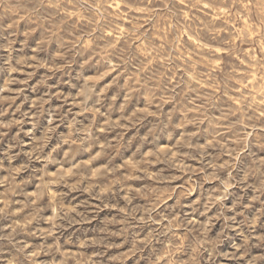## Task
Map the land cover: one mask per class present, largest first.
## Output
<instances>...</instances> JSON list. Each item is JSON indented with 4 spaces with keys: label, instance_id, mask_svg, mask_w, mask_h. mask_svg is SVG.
<instances>
[{
    "label": "rangeland",
    "instance_id": "obj_1",
    "mask_svg": "<svg viewBox=\"0 0 264 264\" xmlns=\"http://www.w3.org/2000/svg\"><path fill=\"white\" fill-rule=\"evenodd\" d=\"M89 2L96 5L94 21L85 15L88 10L83 0H60L59 11L64 17L61 23L81 34L91 31L110 41L109 50L118 48L127 56L126 71L117 69L103 75L105 68L99 63L85 65L82 61L64 66L58 43L46 44L43 52L35 53L43 39L36 35L29 37L28 46L21 43L23 35L17 37L11 57L12 66L19 70L12 71L6 63L8 50L0 48V158L8 153L5 167L10 165L11 175L15 177L14 182L7 183L9 172L0 171V230H3L0 235L12 237L11 243L0 241V247L4 248L0 264H14L18 250L20 255L27 253L26 264L33 261L46 264L52 259L51 249L57 240L62 245L61 251L55 253L57 264H92L98 252L102 253L99 259L103 264H137L139 257L147 255V249L133 254V239L121 237L122 225L112 223L113 219L126 215L123 204L129 193L136 196L129 204L133 212L145 205L150 207L140 189L154 185L153 175L163 170L165 176L171 177L164 184L173 188L174 195L157 212L163 215L162 209L179 199L185 204L181 214L195 220L189 204H195L201 192L206 197L203 204H207L208 194L214 193L218 186L211 178L215 165L209 161L214 156L223 152L219 162H227L230 146H235L237 139L248 132L252 133L248 137L251 152L264 157V151L255 146L256 139L264 136V132L259 128L254 131L250 124L245 127L242 111H237L247 106V115L251 116L252 109L264 107V35L233 17L229 11L230 0H172L163 11L159 0L155 3L145 0L149 3L147 8L141 0ZM105 9L111 14L108 19L115 22L116 31L97 33V28L105 22L101 19ZM130 17L135 18V23L130 22ZM12 22L9 16L5 17V26ZM18 29L21 33L26 30L24 21L18 22ZM10 31L6 28L0 36V45L8 43ZM68 35L70 39L65 43L75 40L79 46L81 35L71 31ZM82 43L89 46L91 40L83 39ZM89 81H95L96 91L103 94V107L95 93L87 92L85 85ZM89 95L86 103H81ZM155 109H159L161 116L154 115ZM255 114L260 115L259 111ZM163 117H169L174 123L173 135L159 130L150 132L157 119ZM185 132L194 133L192 143L207 153L204 163L209 164V178L201 191L181 196L179 186L189 175L194 178L203 175L198 172L197 161L187 160L176 152ZM50 153L55 162L46 164L41 157ZM140 158L145 161L143 167L147 173L141 171L138 175L146 174L144 180L133 175ZM252 159L245 153L237 171L241 164L247 168ZM73 171L86 173L87 179L84 175L74 176ZM121 175L127 185L120 188L116 198L119 210L115 206H102L101 199L96 197H106L109 185L115 189L114 180ZM57 192L69 193L60 205L66 214L86 215L85 223L66 226L61 229L63 234L54 228ZM254 194L252 188H231L223 203L232 208L243 195V202L252 204L245 210L246 214L251 213L250 218L254 219L261 207L252 201ZM28 199L33 209L44 206L41 213L44 219L28 222L30 210L24 207ZM260 199L264 200V196ZM216 200L219 201V195ZM111 202L115 204V200ZM217 209L218 204L208 215H214ZM143 216V211L138 213L137 224L143 223ZM200 219L203 221L204 217ZM261 220L264 221V216ZM223 223L217 221L210 235L218 234ZM49 228H53L51 233L47 232ZM104 229L108 230L107 239L103 243L95 242L104 236ZM37 231L40 235H36ZM131 231L135 234L139 229ZM261 231L264 229L258 227L256 234ZM228 234L240 242L235 231L230 230ZM140 235L147 233L140 232ZM69 236L73 243L69 242ZM45 245L47 250H42ZM220 247L223 255L218 259L235 264L227 259L235 250L232 241ZM261 252L264 248L251 249L252 256ZM77 256L79 259H74Z\"/></svg>",
    "mask_w": 264,
    "mask_h": 264
},
{
    "label": "clouds",
    "instance_id": "obj_2",
    "mask_svg": "<svg viewBox=\"0 0 264 264\" xmlns=\"http://www.w3.org/2000/svg\"><path fill=\"white\" fill-rule=\"evenodd\" d=\"M141 2L145 8L149 7V3L145 2V0H141ZM150 2L155 3L156 0H150ZM159 2L162 5L163 11L168 9V5L172 3V0H159ZM83 6L88 10L85 15L94 21L93 9L96 8V5L90 3L89 0H83ZM101 6L103 7V5ZM125 6L127 7V5ZM60 7V0H0V36L3 35L6 28L12 29L8 34V43L6 45H0V48L8 50L9 57L6 63L8 67L12 68V71L19 70L12 66L11 52L13 45L17 42V37L21 35L24 37V40L21 42L24 46H28V39L33 35L43 37L40 44L36 46V54L43 52L46 44L58 43L61 46L59 51L64 66H70L82 61L85 65L99 63L105 68L103 75H107L108 72L117 69L126 71L125 66L129 64L126 55L121 54L118 48L109 50L111 42L105 40L100 35H96L91 31L83 32V30H81L83 32L81 34L66 24L61 23L64 21V17L60 15ZM229 11L237 21L243 20L246 27H250L253 31L259 29L260 34L264 35V0H230ZM109 15L111 14L105 9V12L101 15V19L105 22L97 28V33L102 30L116 31L115 22L108 19ZM6 16H9V19L13 21L7 26L4 24ZM21 20L26 25V30L22 33L18 29V22ZM130 22L135 23V18L130 17ZM70 31L81 35L79 46H76L77 42L75 40L71 44L65 43L66 40L70 39L68 35ZM129 31H132V29H129ZM83 39L91 40V45L84 46L82 43ZM121 47H124V45L122 44ZM101 48L104 51H101ZM90 57L91 59H89ZM99 78H102V76ZM41 83L43 84L44 81H41ZM85 88L89 94L95 93L97 95V102L103 107L104 96L102 93L96 91L95 81H89L85 85ZM84 95V91H81V96ZM88 98H90V95L81 101V103H86ZM84 111H88V109L85 108ZM95 111L101 114L99 113V109ZM237 111H242L245 127H248L250 124L254 131L259 128L261 132H264V107L252 109L253 115L251 116L247 115V106L243 110L238 109ZM257 111H259L260 115L255 114ZM154 115L161 116L159 109L154 110ZM184 115L187 119V112ZM237 122L240 121L238 120ZM128 127H132V124H129ZM73 128L75 130V120H73ZM174 129L175 125L171 119L169 117H163L157 119L150 129V132L154 133L159 130L165 132L167 135H173ZM76 131H74V134H76ZM191 135H194V133L189 134L185 132L182 143L176 147V152L178 156L182 155L187 160L197 161L198 172H202L203 175L198 178L189 175L185 183L179 186L181 196H187L190 193L201 191L203 183L209 178V164L204 163V158L207 156V153L201 152L192 143ZM250 135L252 133L245 132L237 139L235 146H230V159L227 162H219L223 152H220L219 155L214 156L209 161L210 164L215 165L211 173V178L218 182V186L214 193L208 194L207 204H203V200L206 197L202 192L200 199L195 204H189L191 209L190 214L196 218L195 220H190L188 215L181 214L185 208V204L181 203L179 199L162 209L163 215L161 212H157V209L160 208L162 203L172 199L174 195L173 188L170 185L164 184V181L171 179V177L165 176L163 170L153 175L152 178L156 181L154 185L140 189L141 195L149 202L150 207L145 205L143 208L133 212L129 208V204H131L132 200L136 199V196L134 193H129L128 198L123 204V207L126 209V215L119 220L113 219L112 223L122 225L119 231L121 237H131L133 239V254L136 252L143 253L147 249V255L139 257L137 264H140L141 260L144 261V264H225V261L218 259V257L223 255V249L220 246L229 240L232 241V246L235 250L229 254L227 259H231L235 264H241V261L244 264H261V262H264V252H261L258 256L251 255L252 248H264V231L256 234L258 227L264 229V221L261 220V217L264 216V200L260 199L261 196H264V157H258L256 153L251 152L252 145L248 140ZM255 146L260 148L261 151H264V136L256 139ZM185 148L187 151H183ZM245 153L253 157L252 162L247 168H244L241 164L240 171L238 172L237 165ZM6 159H8V153H4L3 158H0V171H8L9 177L7 178V183H12L15 177L11 175L10 165L7 168L5 167L4 161ZM41 159H44L46 164L55 162L51 153L47 157H41ZM144 164L145 161L142 158L138 159L137 171L133 173V175H137V178L141 180L147 179L146 174L138 175L141 171L147 173V169L143 167ZM23 167L27 168V165ZM115 171L116 169L113 167L112 172L115 173ZM188 171L191 172V166H188ZM240 172H243L242 176ZM44 175L46 177L47 172ZM73 175H84L85 180L87 179L86 173L73 171ZM249 181H252V183H249ZM114 183L115 189H113L112 185H109L106 197L97 196L96 198L101 199L102 206L108 208L115 206L119 210L120 204L116 198L120 194V188L126 187L127 181L121 175L115 178ZM231 188L253 189L255 194L251 199L254 203L258 202L261 205L254 219L250 218L251 213L246 214L245 210L251 208L252 204H245L243 202V195L237 198L236 204L232 208H228L223 203L227 199L228 190ZM114 191L115 196L113 195ZM92 194L96 195L95 192ZM67 195L69 193H56L58 197L55 202L57 215L53 220L56 221L54 228L57 232H61V229L66 226L70 227L73 224L86 222L85 213L77 212L75 215H68L61 208V200ZM217 195H219V201L216 200ZM5 198L10 199L7 195ZM113 200H115V204L111 202ZM217 204L218 209L215 214L208 215L211 209ZM24 207L30 210L29 223L33 220L44 219L41 215L44 210L43 205L33 209L32 201L28 199L24 202ZM141 211L144 212L143 223L137 224L138 213ZM229 211L234 214L228 216L227 213ZM6 214L10 215L11 213ZM201 216L204 217L203 221L200 219ZM237 217H242V219L237 220ZM217 221H223L224 223L218 231V234L213 237L210 233ZM233 225H235V228H233ZM132 229H139V232L133 234ZM230 230L236 232L237 236L240 237V242H237L234 237L228 234ZM2 231L0 230V232ZM52 231L53 228L47 230L48 233ZM102 232H104V236L95 242L103 243L107 239L108 230L104 229ZM140 232H146L147 235L141 236ZM61 234L63 233L61 232ZM36 235H40V232L37 231ZM68 239L70 243L74 242L71 236ZM3 240H8L11 243L12 237L0 235V241ZM108 246L115 247L116 245L109 244ZM61 248L62 245L57 240V243L51 249L53 253L52 259L46 262V264H57L55 253L61 251ZM42 250H47V246H42ZM3 253L4 248L0 247V256ZM26 256L27 253L20 255V250H18V256L14 260V264H26ZM96 256L97 259L92 264H103L102 260L99 259L102 253L98 252ZM74 259H79V256L74 257ZM33 264H35V261H33ZM61 264H64V262H61Z\"/></svg>",
    "mask_w": 264,
    "mask_h": 264
},
{
    "label": "bare ground",
    "instance_id": "obj_3",
    "mask_svg": "<svg viewBox=\"0 0 264 264\" xmlns=\"http://www.w3.org/2000/svg\"><path fill=\"white\" fill-rule=\"evenodd\" d=\"M238 105V104H237Z\"/></svg>",
    "mask_w": 264,
    "mask_h": 264
}]
</instances>
